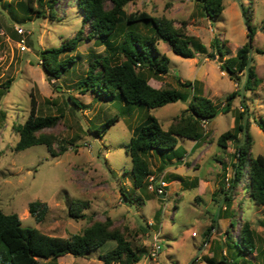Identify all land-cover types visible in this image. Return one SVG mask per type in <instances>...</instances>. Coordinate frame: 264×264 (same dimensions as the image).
<instances>
[{"label":"rangeland","instance_id":"obj_1","mask_svg":"<svg viewBox=\"0 0 264 264\" xmlns=\"http://www.w3.org/2000/svg\"><path fill=\"white\" fill-rule=\"evenodd\" d=\"M48 1L41 0L40 7L38 0H33V10H28L27 0H0V31L4 33L0 36V210L17 214L24 227L64 239L81 233L90 219H109L134 249L144 251L138 264H207L204 258L217 264H264V206L249 198L245 170L230 206L214 194L223 182L226 189L229 187L236 161L235 143L228 142L225 149L217 145V140L234 128L239 112L246 113L245 119L250 123L251 157H264V134L255 123L264 116V0H223L222 14L211 20L195 0H129L126 4L128 14L145 11L171 20L175 27L184 22L187 33L206 48L205 53L185 59L159 42L157 48L169 59V71L158 78L146 73L149 85L181 90L177 81L189 82L193 85L186 90L190 95L204 96L218 108L217 116L206 127L199 123L202 137L198 142L178 140L177 148L183 154L180 162L162 167L159 157L149 154L151 175L167 183L163 196L134 188L125 146L136 128L146 123L147 116H154L167 130L187 103L178 101L148 110L127 104L118 92L111 98L80 94L78 82L85 77L90 62L111 54L95 39L84 40L74 52L63 54L61 58L72 56L74 63L60 79L50 80L40 65L41 51L59 47L79 30L86 35L87 27L76 0H59L52 18ZM37 10L42 17L37 16ZM248 18L254 31L251 64L261 83L255 91H246L244 97L240 93L228 101L229 94L242 90L243 77L239 75L238 85L235 84L221 61L234 57L248 42ZM16 27L23 30L22 36ZM215 37L224 43L222 58L211 46ZM120 39L118 36L113 40L114 47ZM20 40H24L25 51L18 46ZM115 61L119 63L121 58ZM31 96L39 116L63 115L54 128L42 132L54 137V152L58 153L62 146L66 148L57 157H52L45 145L13 151L19 138L14 128L27 119ZM69 96L81 108L73 105ZM227 101L230 110L223 113L219 109ZM114 116L119 120L99 138L95 128ZM173 165L179 168L177 174L170 170ZM196 181L199 188H192ZM74 200L89 204L85 211L88 218L74 221L68 217L69 203ZM34 201L49 207L42 222H36L28 212V204ZM231 220L235 225L232 229ZM244 223L249 224L256 243V251L247 255L239 253L234 243ZM227 234L231 240L226 239ZM154 237L161 245L155 258L150 256ZM114 247L115 243L109 241L85 258L66 255L56 260H39V264H103L98 256Z\"/></svg>","mask_w":264,"mask_h":264},{"label":"trees","instance_id":"obj_2","mask_svg":"<svg viewBox=\"0 0 264 264\" xmlns=\"http://www.w3.org/2000/svg\"><path fill=\"white\" fill-rule=\"evenodd\" d=\"M32 1L27 0L28 10H33ZM195 1L201 5L204 15L210 20L219 17L224 10L223 0ZM38 2L42 7L41 0ZM58 2L59 0L47 2L51 18ZM76 2L84 14L83 23L87 27V33L84 35L83 31L79 30L74 37L63 41L59 47L41 51L40 65L50 80L60 79L74 63L72 56L61 58L63 54L74 52L84 40L95 39L104 46L106 52L111 51V54L106 53L90 62L85 77L78 82L80 94L93 93L96 96L111 98L118 92L127 104L143 106L148 110L178 101L187 103L186 109L173 119L167 130L162 128L154 116H147L146 123L136 128L134 136L125 146V153L130 157L132 164L133 186L140 191L147 190L148 177L152 174L149 154L157 155L162 167L180 162L183 154L177 148L178 140L184 138L198 142L202 137L199 123L202 120L210 121L218 114V108L210 99L195 93L190 95L186 91L192 89L193 85L189 82L178 80L181 90L155 89L149 85L146 73L158 78L169 71V59L161 54L157 48L158 43H165L171 52L185 59H193L197 53H205L206 48L194 36L187 33L184 22L179 27H175L171 20L154 17L145 11L126 13L124 8L129 0H76ZM35 12L38 17L43 16L40 10ZM245 12L243 10L244 15H246ZM249 21L250 18L246 20L247 29L250 32L247 35L248 42L237 50L234 57L221 61V66L235 84L238 85L239 75L243 77L241 86L243 97L246 91H255L261 83L252 64L246 69L254 35ZM140 27L145 28L147 32H143ZM118 36H121V39L114 47L113 40ZM211 46L219 58H222L224 43L215 37ZM256 52L263 53L260 50ZM213 55L215 54L211 56ZM118 58H121L119 63L115 61ZM240 93L241 90L232 92L227 96L228 101L240 96ZM68 98L73 105L81 108V104L71 96ZM228 101L223 108L219 109L223 113H228L230 110ZM245 114L239 112L234 128L221 134L217 140V145L225 149L228 147V142L235 143L236 161L233 164L229 187L226 189L223 182L214 194L215 196L219 194L222 197V203L230 206L234 192L241 183L242 170H245L249 198L256 205L264 206V157L261 155L251 157L250 123L248 119H245ZM62 117L61 114L39 116L35 98L31 96V109L27 119L14 128L19 138L13 151L18 153L33 146L45 145L52 157L63 154L66 148L62 146L58 153L54 152V137L42 133L45 129L54 128ZM118 120L117 116L106 120L95 128V134L101 138ZM255 123L264 134V116L255 120ZM222 170L225 171L224 166ZM196 187L197 181L193 188ZM123 197L128 199L124 194ZM88 208L87 202L74 200L69 203L67 215L74 221L83 220L88 218L85 213ZM48 210V205L40 201L28 204V212L36 222H42ZM221 211L220 206L219 218ZM90 221L81 233L64 239L44 234L36 228L24 227L17 214H5L0 210V264H39V260H56L66 255L85 258L92 250L109 241L114 242L115 247L98 256L103 264H138L140 262L144 251L134 249L123 232L114 228L109 219L105 222L92 219ZM234 226L231 220L230 229ZM226 239L231 240L229 234L226 235ZM234 243L239 253L243 255L256 251L254 233L248 223L241 226ZM203 261L207 264H217L210 258H204ZM195 263L194 261L192 264ZM232 264L235 263L232 262Z\"/></svg>","mask_w":264,"mask_h":264},{"label":"built area","instance_id":"obj_3","mask_svg":"<svg viewBox=\"0 0 264 264\" xmlns=\"http://www.w3.org/2000/svg\"><path fill=\"white\" fill-rule=\"evenodd\" d=\"M15 30H16V32H17V34L19 36H22L23 30L21 28L16 27ZM3 34H4L3 31H0V36H2ZM18 46L20 47V50L21 51H25L26 50V47L24 45V40H20L18 42ZM208 123H209L208 120H202L201 121V125L203 127H206V125ZM166 187H167V183L164 181L163 178L155 179V177L153 175H150L148 177L147 190L149 192H151V193H153L155 195H158V196H163L165 194ZM151 247L152 248L150 250V256L153 257V258H155L161 252V245L159 244V240L157 239V237H154L153 238V242H152V246Z\"/></svg>","mask_w":264,"mask_h":264},{"label":"water","instance_id":"obj_4","mask_svg":"<svg viewBox=\"0 0 264 264\" xmlns=\"http://www.w3.org/2000/svg\"><path fill=\"white\" fill-rule=\"evenodd\" d=\"M248 34L250 33L249 30L247 29ZM251 54H252V49H250V53H249V57H248V61H247V65H246V69L250 66L251 64ZM241 94H243V87L241 90ZM244 130H245V123H244Z\"/></svg>","mask_w":264,"mask_h":264},{"label":"crops","instance_id":"obj_5","mask_svg":"<svg viewBox=\"0 0 264 264\" xmlns=\"http://www.w3.org/2000/svg\"><path fill=\"white\" fill-rule=\"evenodd\" d=\"M175 164V163H174ZM177 164V163H176ZM223 166V165H222ZM179 168H176L175 167V165H173V168H170V170H171V172H173V173H175V174H177L175 171H177ZM201 185V184H200ZM198 186V185H197ZM192 188H193V186H192ZM197 188V187H196ZM198 188H199V186H198ZM218 209H219V207H218Z\"/></svg>","mask_w":264,"mask_h":264}]
</instances>
